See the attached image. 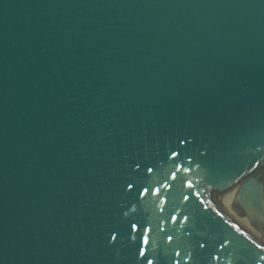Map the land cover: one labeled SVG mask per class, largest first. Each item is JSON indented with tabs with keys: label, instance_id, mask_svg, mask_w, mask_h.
I'll return each mask as SVG.
<instances>
[{
	"label": "water",
	"instance_id": "1",
	"mask_svg": "<svg viewBox=\"0 0 264 264\" xmlns=\"http://www.w3.org/2000/svg\"><path fill=\"white\" fill-rule=\"evenodd\" d=\"M260 219L264 0H0V264H264Z\"/></svg>",
	"mask_w": 264,
	"mask_h": 264
},
{
	"label": "snow or ice",
	"instance_id": "2",
	"mask_svg": "<svg viewBox=\"0 0 264 264\" xmlns=\"http://www.w3.org/2000/svg\"><path fill=\"white\" fill-rule=\"evenodd\" d=\"M150 170H151V169H149V171H150ZM129 188H131V185H129ZM146 191H147V189H145V192H146ZM142 194H143V193H142ZM112 239L115 240L116 237L113 236ZM141 255H143V252H141ZM177 255L179 256V253H177ZM149 264H151V261H149Z\"/></svg>",
	"mask_w": 264,
	"mask_h": 264
},
{
	"label": "rangeland",
	"instance_id": "3",
	"mask_svg": "<svg viewBox=\"0 0 264 264\" xmlns=\"http://www.w3.org/2000/svg\"><path fill=\"white\" fill-rule=\"evenodd\" d=\"M258 222L260 223V225L264 228V221L263 220H258Z\"/></svg>",
	"mask_w": 264,
	"mask_h": 264
}]
</instances>
